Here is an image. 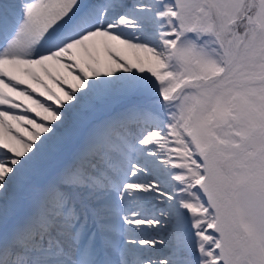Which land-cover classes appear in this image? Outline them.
<instances>
[{"label":"snow or ice","instance_id":"obj_1","mask_svg":"<svg viewBox=\"0 0 264 264\" xmlns=\"http://www.w3.org/2000/svg\"><path fill=\"white\" fill-rule=\"evenodd\" d=\"M0 264H264V0H0Z\"/></svg>","mask_w":264,"mask_h":264}]
</instances>
